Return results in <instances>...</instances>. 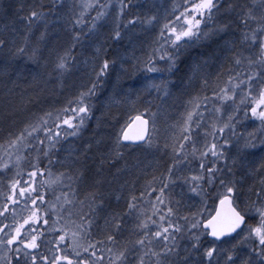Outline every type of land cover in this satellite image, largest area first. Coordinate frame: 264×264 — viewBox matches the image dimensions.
<instances>
[{
  "label": "snow or ice",
  "instance_id": "1",
  "mask_svg": "<svg viewBox=\"0 0 264 264\" xmlns=\"http://www.w3.org/2000/svg\"><path fill=\"white\" fill-rule=\"evenodd\" d=\"M0 21V264H264V0Z\"/></svg>",
  "mask_w": 264,
  "mask_h": 264
},
{
  "label": "trees",
  "instance_id": "2",
  "mask_svg": "<svg viewBox=\"0 0 264 264\" xmlns=\"http://www.w3.org/2000/svg\"><path fill=\"white\" fill-rule=\"evenodd\" d=\"M16 2L19 4L20 2H27V0H16ZM4 26V23L0 21V28ZM210 71H215V69H210ZM150 159V158H149Z\"/></svg>",
  "mask_w": 264,
  "mask_h": 264
},
{
  "label": "water",
  "instance_id": "3",
  "mask_svg": "<svg viewBox=\"0 0 264 264\" xmlns=\"http://www.w3.org/2000/svg\"><path fill=\"white\" fill-rule=\"evenodd\" d=\"M132 131H133V134H134L136 132V129H133Z\"/></svg>",
  "mask_w": 264,
  "mask_h": 264
}]
</instances>
